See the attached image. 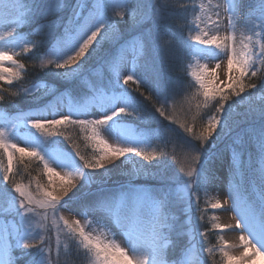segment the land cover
Instances as JSON below:
<instances>
[{
  "label": "snow or ice",
  "instance_id": "snow-or-ice-1",
  "mask_svg": "<svg viewBox=\"0 0 264 264\" xmlns=\"http://www.w3.org/2000/svg\"><path fill=\"white\" fill-rule=\"evenodd\" d=\"M66 6L67 0H0V27L8 29L0 34V47L13 49L12 54L0 51V82L9 86H14L13 81L19 83L25 65L15 57L38 47L36 41L27 38L32 33L25 35L23 29L34 22L37 13L46 18ZM170 7V0H154L150 9L138 0H75L71 15L62 25H38L40 31L47 30L54 41L47 51L51 58L44 61V65L53 66V75L62 81L78 78L106 43L116 45V51L105 50L101 63L109 74L96 80L83 97L68 98L65 103V93L59 89L47 86L24 88L23 94L42 105L41 114L24 112L17 107L15 116L3 118L0 153L7 156V164L0 173V264H18L24 257H29L26 264H66L62 256H67V252L59 244L53 248L51 229L43 226L47 210L56 214L85 187L99 182L106 184L103 177L101 181L96 177L101 172L110 174V169L117 167V161L123 164L143 158L159 164L163 162L159 157L166 158L165 153L144 147L153 140L169 138L172 129L156 130L155 122L178 123L170 104L174 93L159 85L157 73L153 72L150 77L144 71L149 50L156 47L157 40L161 41L159 48L167 49L177 44L185 55L192 49L194 55L204 58H209V54L213 59L226 57L227 82L218 84L215 78L209 79L215 70L210 71L207 65L191 73L199 85L198 92L203 97L201 103L205 107L210 105L212 114L207 124L199 128L195 116L191 125H181L190 138L187 147L196 153L192 157L194 166H189L186 171L187 179L177 176L171 185L147 187L137 183L136 178L158 177L152 164L142 163L125 173L129 177L125 183L115 188L101 187L90 194L91 198L84 206L87 209L85 215L92 216V220L85 224L80 220L69 223L60 217L75 254H82L89 264H207L204 254L211 255L213 249L207 247L208 233L200 231L203 220L200 194L207 195L209 184L216 178L211 165L219 154L206 152L204 145L214 147L217 137L240 127L236 108L245 106L246 113L251 115V123L234 139L236 146L232 148L230 164L232 203L228 207L239 218L232 226L216 224L214 227L220 231L230 228L241 234L243 251L239 255L228 251V242L223 241L220 250L224 264H264V106L256 108L251 100V90L258 86L264 89V39H254L264 35V0H259L258 16L254 15L256 4L249 3L248 16L241 19L251 35L241 33L239 39L235 30L230 35L219 34L223 21L226 19L231 24L233 16L238 15V0H222L216 4L209 0L207 7L201 3V15L195 17L191 25L187 22L178 25L179 42L166 36ZM196 9L194 3L183 5V10H190L193 15ZM125 17L130 22L127 36L119 27ZM200 24L214 34L209 37ZM54 26L62 30L57 34ZM186 29L188 35H184ZM193 31L197 33L195 36L191 35ZM5 61L11 62L13 67H5ZM233 64L237 68L236 75L232 74ZM125 72L127 74H122ZM250 77H256L257 81L246 82ZM10 95L19 93L7 92L0 83V102H11L15 107L14 101H7ZM144 101L150 107H146ZM43 112L53 118H47ZM69 125L90 133L86 139L91 140L96 149L91 158L81 155L75 144V151L71 152L53 147L59 143L57 138L64 136L62 129ZM102 131L114 135L119 143L109 144L101 138ZM6 133L10 135L6 137ZM17 138L32 150L12 142ZM65 138L71 140V137ZM26 153L35 157L48 175L39 200L34 198L28 185L14 179L12 172L13 157L23 160ZM172 158L176 159L175 156ZM105 160L110 161V167L105 165ZM51 165L72 169L66 173V180L61 177L59 186L54 182L55 168ZM76 177H81L82 182L72 186ZM40 187L37 184V188ZM179 204L186 206L187 232L178 230L183 226H178L179 218L171 211ZM36 205L43 211L38 212ZM211 208L223 209L224 206L217 201ZM93 224L97 225L95 231L103 235L110 233L113 238L104 239L102 235L87 231ZM186 234L188 243L175 254V239ZM117 235L128 247L117 242ZM197 236L199 240H196ZM17 252L20 255H16ZM213 264H216L214 257Z\"/></svg>",
  "mask_w": 264,
  "mask_h": 264
},
{
  "label": "rangeland",
  "instance_id": "rangeland-1",
  "mask_svg": "<svg viewBox=\"0 0 264 264\" xmlns=\"http://www.w3.org/2000/svg\"><path fill=\"white\" fill-rule=\"evenodd\" d=\"M146 2L149 5H151L154 2V0H146ZM193 3L197 6V9H196V12L194 15L191 12L190 17L188 18V21H187L189 25L192 24L195 17H199L201 15L199 5L201 3H203L207 7L209 4L207 2V0H192V4ZM249 3L250 2L247 0H238V5H239L238 12H240V10H242L243 8L249 9V7H248ZM253 3L256 4V10L254 12V15L258 16L260 14L259 13V0H254ZM74 4H75V0H67V6L65 8H63L62 10L57 11L54 14L47 15L46 18H43L40 13H37V15H38V17L43 18L42 24H52V25L60 24L61 25L63 14L67 15L66 19L63 20V22H64L71 15ZM117 10H119V9H117ZM42 11H43V6L41 7V12ZM37 15H36V17H37ZM126 20H128V19H126ZM129 23L130 22L128 20V22L126 24L129 25ZM200 27L202 29H204L203 24H200ZM60 28L61 27H55L54 26L53 30L57 31V29L59 30ZM128 28H129L128 26L127 27L124 26L121 29L125 33V36L128 35ZM37 29L40 30L38 28V26H37ZM6 31H8V29H3L0 34H4ZM45 31L47 32V30H45ZM45 31H43V32H45ZM204 31H208V30L204 29ZM257 31H260V30L258 29ZM188 34L189 33H187L186 35H188ZM196 34L197 33L194 31L191 32L192 36H195ZM213 34H214L213 32L208 31L209 37ZM246 35H251V33L247 31V28H246ZM254 39H264V35H262L260 37H254ZM29 40H31V39H29ZM105 50H108V51H111L112 53H115L116 45L106 43L105 47L103 46V49L101 50V52L98 53L96 57H94V59L95 58L96 59L91 60L88 63V65L85 66L83 73L78 78H76V81H78L79 84H82V85H88L89 84V86H91L95 80L106 78L108 76L109 73H108L107 67L105 66L103 68V63H101V61L105 55ZM15 51L19 52V49H16ZM47 51H48V49H47ZM47 51L44 54H42L41 59L43 62L46 61L47 59L51 58L50 56L47 55ZM6 52H8L9 54H12L13 49L11 47L6 48ZM166 55H167V53H166ZM15 59H16V57H15ZM184 60L186 61L184 63V66H183L184 67V73H185L184 75L188 76V78L197 87L193 88L190 85L187 88H184L182 83H180V82L174 83V85H173L174 99L170 101V104L174 108V114L176 116L178 123L172 124L171 122L165 120L162 123V124H166L164 126L165 128H161V129H168V128L172 129V131L169 134V138H167L166 141L163 140L161 143L154 142V140H153V142L150 145L144 146L149 151H155L157 153L163 152V153L167 154L168 160L172 159V163L170 164L171 167H170L169 171H164V173H163L158 168V165L160 163L157 164L155 161L149 162V161L143 160V158H136V159H134L135 161H141L142 160L145 163L147 162L148 164L149 163L152 164L153 170L155 169V172L157 173V175L160 176V178L142 176L143 178L149 177L151 179H156V180L160 179L162 181H170V182H173L174 178L177 176H179L181 179H187L186 171L189 168V166H194L192 164V157H194L196 155V153L194 150L187 147V142L189 141L190 138H189L188 134L184 131V128L181 125L182 124L191 125L193 123L192 118L194 116H195V118H197L198 113L201 114L200 117L203 116L202 119L205 121V123L203 125H206L208 118L212 114V113L210 114V112H211L210 110H206V113H203V111L200 110L201 109L200 106H199V108L197 107V105L201 104L203 97L198 92L199 85L196 83L195 78L191 75V73L193 71L199 70L200 69L199 68L200 62H202L204 60L210 65V66H208V64H207L208 68L210 67L211 70H213V69L215 70V73L213 75L208 76L209 79L215 78L216 83H218V84L221 81L227 82L228 72H227V74H224L221 71L223 69V67H225V66L228 67L226 57H222L220 59H213V58H210V54H209V58H204L203 56L194 55V53L191 49L188 54L184 55ZM217 64L220 65L219 68L216 67ZM4 66L9 67V68L13 67L12 63L9 61H5ZM128 67L131 68V64H129ZM122 74H127V73L125 72ZM232 74L233 75L238 74L237 69L234 68V66L232 68ZM91 76H93V80L91 79ZM251 79H252L251 77L248 78L247 79L248 82H252V81H250ZM254 79L257 80V78H254ZM172 82H174V81H172ZM48 87L49 88H55L54 86H48ZM257 89L258 88H256V90ZM251 92H252V90H251ZM252 94H254V93L252 92ZM76 98H79V97H76ZM67 99H68V97L66 96L65 103H67ZM251 100H252V104L256 108L264 106V92L259 91L256 94V96L254 97V99L251 98ZM144 104L146 107H150V105H148V103L146 101L144 102ZM201 105L203 106V108H205V106L203 104H201ZM41 108H42V105H41ZM41 108H39V109H41ZM39 109H36L35 111L31 110V111H24V112H32L34 114L39 115V114H41V111ZM65 111H66V109H65ZM42 114L44 116H47V118H49V119L53 118L47 112H43ZM15 115L16 114H11V115H9V117L15 116ZM0 116H2V115L0 114ZM81 118L83 119V118H89V117H81ZM157 122H159V121H157ZM4 123H5V121L0 118V126H3ZM68 127H69L67 129L68 131H75L76 130L75 126L69 125ZM197 127L199 128L200 126L197 125ZM242 130L243 129L235 130V131H232L228 135H221V136L217 137L215 142H214L215 146L218 145V148H216L212 153L219 154L216 158V163L218 164V168H216V172H215L216 178L214 180H212L211 183L209 184L208 190H207V195H205L204 192H201V194H200L201 200H202L203 204H205V207H202V203H200V206L202 209L203 219L205 218V220H207V222L210 223L209 226L213 227V228H215L214 225H216V224H219V225L232 224V225H234L236 220L239 218L237 213L234 210H232L230 207H228L232 203V198L229 195V188L231 187V185H230V180H231L230 164H231V151H232V147H231L229 139H235L238 133H240L242 135L243 134ZM23 131L24 130L22 129L21 132H23ZM80 131H81V133H80ZM80 131L78 130L79 136H80V138H82V140L85 139L86 146L89 149V152L91 154V155H89L90 156L89 158H91L95 154L96 149L94 148L92 141L89 139H86V137L88 135H90V133H86L81 129H80ZM184 132L186 134H184ZM174 134H178L180 137L178 136L177 139H174L173 138ZM9 135L10 134L6 133V137ZM181 135H183L184 138H181ZM59 138L60 137L57 138L59 143L57 145H53V147H58L62 151H69V152H71V150L75 151V148L73 147V145L75 144L77 146L76 140L71 138V140L68 139V141H67V139L64 137L65 140L67 141L68 146H69V147L68 146L66 147L65 146L66 144L63 143L62 140H59ZM101 138L106 140L109 144H112V145L119 143V140L114 135H110L107 132L102 131L101 132ZM224 141H226V142H224ZM12 142L18 143L19 147L27 148L29 151L32 150L28 144L19 140V138L13 140ZM219 144H221V145L219 146ZM208 145H210L209 148H207ZM204 147H205L206 152H209L212 148H214L211 144H205ZM67 149H70V150H67ZM0 156H1L0 160L2 161V159L4 158V161L7 164V156L2 154V153H0ZM173 156L176 157L175 160L172 158ZM14 157H13V159H14ZM159 159H160V157H159ZM134 160L124 161L123 164H121L120 161H117L118 170L116 171L115 174H118L119 171H122V175H125V173H127L131 169H133L134 166H133L132 162ZM23 161L24 162L25 161L26 162L36 161V163L38 162L35 157H30L27 155V153L25 154ZM104 163L106 166L110 167V161L105 160ZM37 165L38 166L36 168H34L33 166L30 168L34 172H37L40 174L45 172L42 164L37 163ZM51 167H53V165H51ZM211 167H212V169L215 168L214 163L211 165ZM53 168H55V174H54L53 179H54L55 183H57V186H59V184L62 182L61 177H64L62 174H66L68 172H71V169L67 170L65 168H60V167H55V166ZM182 168L184 169L183 171L181 170ZM118 176H120V175H118ZM46 177L48 178L47 173H46ZM46 177L44 178L45 180H46ZM66 179H67V177L65 178V180ZM47 182L48 181L46 180V183ZM19 183L27 185L23 182H19ZM28 186H29V190L32 191L34 198L37 199V196H36L37 194L34 192V189L31 188L30 185H28ZM160 186H162V185H159V187ZM37 200H39V199H37ZM217 201H219L224 206L223 209H215L214 210L211 208V204L216 203ZM36 207H37V205H36ZM185 207H186L185 205L179 204V205L173 206L171 208V210L177 211V213L176 212H173V213L178 218H180V215L182 216V218L179 220V225L183 226V227L180 228L179 230H183V231L187 232V225L185 224L186 216H185V212H184ZM39 212H40V209H39ZM47 214H49L48 211L45 213L46 218H44V219H47ZM226 214L229 215L230 221H226L228 219H223V216H226ZM60 217H62V215L59 213L58 220H51L52 226L50 228L51 231L49 232V235L51 236L52 246H53V248H55L57 246V244H59L60 247L64 251L67 252V256H62V259L66 261V264H82L80 259L75 260V261L72 260V257L70 254V248H69L71 238L68 236L67 228H66V226L63 225V220H61ZM38 219H40V218H38ZM79 220L81 221L82 224H85L88 221L86 218L82 217V215L80 216ZM193 221H195V217H193ZM211 235L213 236V239H212L213 243H214V241H215V244L219 243L217 245L220 246V249H221V247H223V241H227L228 245H229L227 250L230 251L233 255H239L240 252L243 251V242L240 239L241 234L238 231H232V230H230V228L226 229L224 231H220V230L216 229L214 231V233H212ZM244 235H247V233H244ZM221 237H222V239H221ZM199 239H200V237L197 236L196 240H199ZM188 240H189V236L187 234L183 235L184 245H186L188 243ZM73 248H74V246H73ZM213 253H217L220 256V258H223L221 250L219 251V248H217L216 251L214 249ZM87 264H89V262ZM207 264H213V262H211V263L207 262ZM216 264H224V261H223V263L221 261L216 262Z\"/></svg>",
  "mask_w": 264,
  "mask_h": 264
},
{
  "label": "trees",
  "instance_id": "trees-1",
  "mask_svg": "<svg viewBox=\"0 0 264 264\" xmlns=\"http://www.w3.org/2000/svg\"><path fill=\"white\" fill-rule=\"evenodd\" d=\"M170 2L172 4V7H170L167 10V14L170 17V20L165 27V32H166L167 39L179 42L181 40V32H180V28L178 27V25H184L188 21V18L190 17V14H191L190 10L187 12H185L183 10V5L192 4V0H170ZM138 3L143 5L145 8H149V9L152 5V4L149 5L146 2V0H138ZM62 17H63L62 18V22H63V20L66 19L67 15L63 14ZM126 19H128V18L125 17V19L120 22V25H119L120 29H122L124 26L129 27V25L126 24L128 22V20H126ZM42 20H43V18H40L37 15V17H35L34 22H32L30 24V26L25 27L23 29V34H25V35H27V33H29V32L32 33V35L27 36V38L36 41L38 44V47L32 49V51L29 53H23V54L16 56L17 60H19L21 63H23L25 65V71L22 72L19 83H17L16 81H13L14 86H9L6 82H0V83H3V87L7 90V92L19 93V95H10L7 97V101H14L15 102V107L13 106V104L11 102H0V114L2 115L3 118L9 117V115L16 113L17 107L24 111V110L30 109L31 107L38 104V102L33 97L23 94L24 88H31L33 86H41V87L54 86L56 89H59V91H64V92L68 91L72 95V97L81 98L84 96V94L87 92V90L92 86V85L89 86V84L88 85L79 84L78 81H76V79L72 80L71 82L62 81L53 75V73L55 71L53 66L44 65V62L41 59L42 54H44L47 51V49H49V47L51 46V44L54 41L48 36L46 31L41 32L40 30L37 29V26L42 24ZM62 22H61V25H62ZM187 25H189L188 22H187ZM60 31H61V28L59 30L57 29V31H55V32L58 34ZM187 33H189V32L186 29L184 32V35H186ZM160 43H161V41L157 40L156 41V47L151 48L149 50L148 58H147V67L144 69V71L150 77L153 75V72L157 73L159 85L162 88H167L172 93H173V85L176 82L182 83L184 88H187L190 85L193 88H196L197 86L193 84V82L188 78V76L184 75L185 73H184V67L183 66H184V63L186 62L184 60V55H185L184 52L181 51L180 47L177 44H173V45L169 46L167 49H162V48H159ZM40 45H42V46H40ZM105 45H104V47H105ZM190 50L191 49L187 50V54L190 52ZM166 53H167V55H166ZM104 67H105V65L103 64V68ZM258 76H259V73H258ZM251 78L252 79L250 81H252V82L257 81L256 79H254L256 77H251ZM91 79L93 80V76H91ZM247 79L248 78H246V82H248ZM171 80L174 82H172ZM257 88H258L257 90L256 89L252 90V92L254 93V94H252L253 99L259 91L264 92V89H262L260 87H257ZM136 95L138 96V98L140 100L143 101V97H139L138 93ZM201 104L199 106L201 108L200 110H202L203 113H206V110H210L211 111L210 114L212 113V108L210 105L208 107L203 108V106ZM244 107L245 106H239L236 108V112L238 113L237 122L238 123L241 122V123H240V127L234 129L233 131L240 130V129H246L248 127L249 123H251V115L246 113ZM200 115L201 114L198 113V117L195 120L196 126L197 125L201 126L205 123V121L202 119L203 116L200 117ZM129 123H131V121H129ZM165 125L166 124H161L159 122L154 123V127L156 128V130L157 129L160 130L161 128H165L164 127ZM68 128L69 127H67L66 129H62V131H64V136L60 137L61 139L59 138V140H62L63 143L66 144V145L65 144L64 145L67 147L68 146V144H67L68 139L66 141L64 137H71L72 139L76 140L80 154L89 158L90 157L89 155H91V154L89 152V149L86 146L85 139L82 140V138H80V136H79L78 130L80 131V129L76 127L75 131H68L67 130ZM80 133H81V131H80ZM184 134H186V133L184 132ZM183 135H181V138H184ZM178 136H179L178 134H174L173 138L177 139ZM162 141L163 140H154V142H157V143H161ZM233 141H234V139H232V143H231L232 148L236 146L233 143ZM209 146L210 145H208L207 148H209ZM249 150H252V149L250 148ZM0 158H1V156H0ZM160 159L163 162L158 165L159 170L162 171L163 173H164V171H169V169L171 167L170 164L172 163V159L168 160L167 154H166V158L160 157ZM143 162L144 161H142V160L141 161H135L134 160L132 162V164H133V166L137 165L136 167H139L141 165V163H143ZM37 163H36V161H34V162H26V161L24 162L23 160L19 161V160H17L16 157H14L13 169H12V172L15 173L14 179L18 182H24L27 180H36L37 181V178H38L37 176L40 173L34 172L30 168L32 166L34 168H36L38 166ZM143 164H148V163L144 162ZM5 166H6V163H5L4 158H3L2 161L0 160V173L3 172ZM153 171H155V169ZM157 177L160 178L159 175H157ZM200 203H202V207H205V204H203L202 200H200ZM171 211L177 213L176 210H171ZM181 218H182V216L180 215V218L177 221L178 226H180L179 220ZM200 224L202 225V227L200 229L201 232H203L205 230L207 233H209L207 235V240H208L207 247L212 248L213 250L215 249V251L217 248H219V251H220V246L217 245L219 243L215 244V241L213 243V240H212L213 236L211 235L212 233H214V231L216 229L213 227H210L209 226L210 223L207 222V220H205V218L200 221ZM179 229H180V227H178V230ZM184 246L185 245H184V241H183V236L177 237L175 239L174 253L178 254L180 252V250L182 248H184ZM69 248H70V254H71L72 260L75 261V260L80 259L82 264L88 263V261H86L83 258L82 254L81 255L75 254L71 240H70V247ZM16 255H20L19 252H17ZM213 257L215 259V262L221 261L223 263V261H222L223 258H220V256L217 253L212 252L211 255H208L205 253V258H206L208 263L213 262ZM28 258L29 257H24L23 260H20L18 262V264H23V262H24V264H26V261L28 260Z\"/></svg>",
  "mask_w": 264,
  "mask_h": 264
},
{
  "label": "bare ground",
  "instance_id": "bare-ground-1",
  "mask_svg": "<svg viewBox=\"0 0 264 264\" xmlns=\"http://www.w3.org/2000/svg\"><path fill=\"white\" fill-rule=\"evenodd\" d=\"M247 1L253 2L254 0H247ZM207 2L209 3V0H207ZM221 2H222V0H211L212 4L221 3ZM248 13H249V9L243 8L242 10H240V12H238V15L233 16L231 24H229L228 21L225 19L221 25L219 34L221 36H223L225 34L230 35L231 32L233 30H235L238 39L241 37V33H243L246 36V27H245L241 17H247ZM213 19H215V17H213ZM234 26H235V28H234ZM3 29H5V28L0 27V33L2 32ZM0 51L6 52V48L0 47ZM207 64L208 63L203 60L202 62H200L199 68L202 69L203 66L207 65ZM208 66H210V65L208 64ZM233 66H234V68H236L235 64H233ZM209 70L211 71L210 67H209ZM221 71L224 74H227L228 67H226V66L223 67V69ZM213 163L215 166V168H213V170H214V172H216V168H218V164L216 163V161H214ZM54 166L55 165H53V167ZM117 170H118V166L115 168H111L110 174L102 173V172L100 174H98L96 177L97 181H101V177H103V181H106V184L103 182H99V183H93L90 188L85 187L84 189L81 190L80 193L77 194L76 197H74L72 199L71 202H69L65 207L60 208L58 213L53 214V212L51 210H47L49 212V214H47V219L42 220L43 226L46 229L51 228V226H52L51 220H58L59 213L62 215L64 220H68L69 223H74L76 220H79L81 215H82V217L86 218L87 220H92L93 219L92 216H90V215L86 216L85 215V212L87 211V209L84 206L90 200V198H91L90 194L96 192V190L101 188V187L115 188L119 184L125 183L129 179L128 176L122 175V171H119L118 174H115ZM71 171H72V169H71ZM62 175L66 178V174H62ZM118 175H120V176H118ZM37 177H38L37 181L36 180H27V181H24L23 183L30 185L31 188L34 189V192L37 194V195L35 194L37 196V199H41L42 195H43V186L45 184H47L46 180L48 181V178L46 177L45 172L39 174ZM45 177H46V180L44 179ZM136 181H137V183L145 185L147 187H159V185H171L174 182V181L173 182L162 181L160 179L156 180V179H151L149 177L143 178L142 176L137 177ZM81 182H82V178L76 177L72 181V186H78L81 184ZM37 184L41 185V187L37 188ZM56 185H57V183H56ZM37 210L39 212V206L38 205H37ZM41 211H43V210L40 209V212ZM223 219H228L226 221H230V217L227 214H226V216H223ZM227 226H232V224H227ZM96 228H97V225L93 224L92 228H89L86 230L93 232V235H102V238H104V239H112L113 238L110 233H108L107 235H103L101 232L95 231L94 229H96ZM113 231H115V229H113ZM105 232H106V230H105ZM116 240L123 247H128L125 240L123 238H121L119 235H117ZM21 260H23V259H21ZM23 264H24V262H23Z\"/></svg>",
  "mask_w": 264,
  "mask_h": 264
}]
</instances>
